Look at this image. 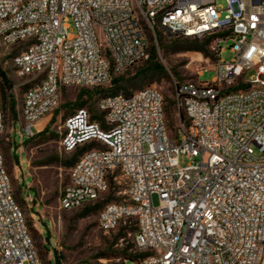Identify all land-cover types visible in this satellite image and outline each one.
<instances>
[{"label": "built area", "instance_id": "obj_1", "mask_svg": "<svg viewBox=\"0 0 264 264\" xmlns=\"http://www.w3.org/2000/svg\"><path fill=\"white\" fill-rule=\"evenodd\" d=\"M224 1L219 10L216 0H0V42L22 46L12 64L24 90L15 120L0 96V142H12L16 123L21 144L38 133L63 89L105 86L146 60L144 24L174 38L212 37L214 63L175 87L185 117L175 136L153 87L98 99L100 121L76 109L63 122L64 153L94 147L70 168L58 208L116 189L97 219L105 233L134 228V258L121 264H264V0ZM228 37L226 63L218 45ZM208 70L212 81L199 82ZM179 156L189 163L178 166ZM0 264H43L1 148Z\"/></svg>", "mask_w": 264, "mask_h": 264}, {"label": "rangeland", "instance_id": "obj_2", "mask_svg": "<svg viewBox=\"0 0 264 264\" xmlns=\"http://www.w3.org/2000/svg\"><path fill=\"white\" fill-rule=\"evenodd\" d=\"M215 4L219 10L226 8L224 0H216ZM224 15L223 11L221 18ZM144 27L149 41L148 50L155 46L154 62L163 67L165 75L153 77L151 74H145L148 69L146 59L118 75L122 78L123 89L120 94H131L148 87L160 91L165 102L168 134L172 137L177 133L179 122L185 119L182 109L178 111L174 104L175 87L193 80L197 71L208 67L214 63V60L210 55V46L208 57H204L199 51L181 52L171 45L174 37H169L160 28L155 27L152 32L145 24ZM158 35L161 36V42ZM203 40L204 38L198 39V42L190 43L182 48L199 47ZM232 41L233 38L228 37L218 45L222 51L220 59L226 63L233 57L229 52ZM21 47H7L0 42V69L10 84L9 87L2 86L0 81V96L4 103L8 98L10 116L13 120L16 119L21 107L24 92L23 89L16 87L20 79L12 64V57L20 52ZM214 75L215 73L211 70L205 71L198 77V81L210 83ZM116 76L113 75V78ZM249 76L250 73L247 78ZM99 88L101 91L98 92L95 88L63 89L58 108L37 127L38 132H44V135L24 138L21 144L18 134L23 131L16 123L10 135L12 142L8 143L5 140L0 142L4 166L11 178L14 198L25 216L26 225L43 264H100L99 260L104 261L105 264H121L124 260L122 253L125 248H129L125 253L132 254L129 251L133 247L130 230L122 232L118 229L105 233L98 226V212L105 204V200L117 198V190H113L112 186L108 193L103 195L104 201L73 210L58 208L59 195L69 182L70 167H65L64 162L69 161L73 155L64 153L59 147L63 122L78 109L74 104L79 98L86 102L83 109L90 115H98L96 109L98 99L105 97L113 87L109 83ZM188 163L187 157L179 156L178 166L184 167ZM27 195L32 202L24 200ZM151 203L154 207L159 205L156 195L151 197ZM93 206L98 208L84 214L86 208ZM119 234L123 235L119 237ZM127 263L132 264L130 261Z\"/></svg>", "mask_w": 264, "mask_h": 264}, {"label": "trees", "instance_id": "obj_3", "mask_svg": "<svg viewBox=\"0 0 264 264\" xmlns=\"http://www.w3.org/2000/svg\"><path fill=\"white\" fill-rule=\"evenodd\" d=\"M158 38H159V42H161V36L158 35ZM158 38L156 37V39L158 40ZM212 41V37H206L204 38L201 46L199 47H186V48H182L183 46H186L190 43H196L198 42V39L194 38L192 40L190 39H184V38H174L172 41H171V45L172 47H174L175 49L178 48V51H181V52H184V51H199L203 54L204 57H208V47L210 46V43ZM156 58V48L155 46H152L150 50H148V58L146 60V63H147V70L145 72L148 73V74H151L153 77L155 76H158V77H161L162 75H165V72H164V69L162 66H160L159 64H156L154 62ZM0 81L2 83V86H10V84L8 83L4 73L2 72V70L0 69ZM113 89L109 91L108 94H106V96H116V95H119L120 92L122 91V86H121V83H122V78L119 77L118 75L116 77L113 78V75L111 76V81H110ZM95 91L98 92V91H101V89L99 87L95 88ZM89 95V93H88ZM130 94H124V96H128ZM105 96V97H106ZM86 102H84L83 100H81L79 98V100L74 104L75 107H77L78 109H83L84 106H85ZM13 108V106H12ZM66 119V118H65ZM91 120L93 121H100L101 120V116L100 115H91ZM36 136H42L44 135V132H38L35 134ZM92 147H94V144L91 143V144H88V145H85L79 149H77L75 152H73L72 154V157L69 161H66L64 162V166L65 167H72L74 165V163L77 161L78 157L85 151L91 149ZM111 198H107L105 201H110ZM98 208V206H93V207H88L84 210V214L85 213H88L90 211H94ZM127 230H130L131 232H134V228L133 227H129V228H120V231L124 232V231H127ZM123 234H119V237L122 236ZM132 248V247H131ZM130 248V249H131ZM129 248H125V250H123L124 253H122V256H123V259H133L134 256L132 254H127L125 252H127Z\"/></svg>", "mask_w": 264, "mask_h": 264}, {"label": "crops", "instance_id": "obj_4", "mask_svg": "<svg viewBox=\"0 0 264 264\" xmlns=\"http://www.w3.org/2000/svg\"><path fill=\"white\" fill-rule=\"evenodd\" d=\"M41 123V122H40Z\"/></svg>", "mask_w": 264, "mask_h": 264}]
</instances>
